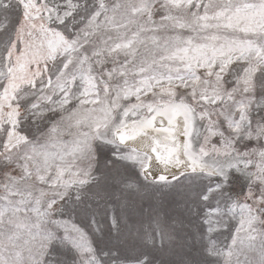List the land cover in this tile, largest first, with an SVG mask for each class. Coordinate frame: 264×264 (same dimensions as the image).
Here are the masks:
<instances>
[{"label": "rangeland", "instance_id": "374dc122", "mask_svg": "<svg viewBox=\"0 0 264 264\" xmlns=\"http://www.w3.org/2000/svg\"><path fill=\"white\" fill-rule=\"evenodd\" d=\"M172 103L217 173L119 137ZM0 264H264V0H0Z\"/></svg>", "mask_w": 264, "mask_h": 264}, {"label": "bare ground", "instance_id": "6f19581e", "mask_svg": "<svg viewBox=\"0 0 264 264\" xmlns=\"http://www.w3.org/2000/svg\"><path fill=\"white\" fill-rule=\"evenodd\" d=\"M194 122L186 105L172 103L155 109L149 117L130 122L118 135L148 156L145 173L150 178L170 180L190 171L215 174L217 169L201 160L193 148Z\"/></svg>", "mask_w": 264, "mask_h": 264}, {"label": "water", "instance_id": "95a60500", "mask_svg": "<svg viewBox=\"0 0 264 264\" xmlns=\"http://www.w3.org/2000/svg\"><path fill=\"white\" fill-rule=\"evenodd\" d=\"M152 181H158V182H163V181H160L159 179H157V178H150ZM171 180V179H170ZM164 181H166V180H164Z\"/></svg>", "mask_w": 264, "mask_h": 264}]
</instances>
